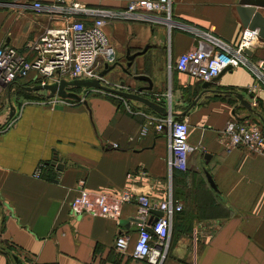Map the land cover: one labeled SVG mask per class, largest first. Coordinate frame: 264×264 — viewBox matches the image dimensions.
<instances>
[{
    "label": "crops",
    "instance_id": "0c3cea01",
    "mask_svg": "<svg viewBox=\"0 0 264 264\" xmlns=\"http://www.w3.org/2000/svg\"><path fill=\"white\" fill-rule=\"evenodd\" d=\"M32 1L0 0V46L22 49L45 26L64 23L61 17L49 19L32 9ZM66 1L110 9L126 2ZM236 4L237 0H170L175 24L115 18L102 26L114 49L113 62L124 66L127 53L143 49L128 66L132 73L151 79V89L141 95L180 112L202 90L195 103L177 116L186 120L187 142L193 146L185 170L168 172L166 128L157 132L150 128L138 135L145 114H162L139 100L72 86L67 90L77 91L81 100L38 103L15 90L26 81L31 85L30 78H18L0 90V123L9 103L14 110L0 130V245L10 241L17 247L15 255L0 252V264L9 256L24 258L25 264H147L131 254L137 231L136 200L133 196L119 200V192H146L157 202L168 192L172 196L173 188L181 210L172 214L160 264H264V156L242 146L227 148L219 133L231 117L253 119L264 129V83L255 81L246 66L237 65L218 73L203 90L201 82L173 66L175 57L189 47L201 43L210 49L192 29L233 43L242 27ZM257 8L264 15V7ZM250 50L249 58L259 61L264 71V41ZM102 76L108 86L123 80L122 88L132 91L146 83L123 72L118 64ZM253 82L256 86L247 90ZM232 91L239 92L252 110ZM53 155L59 167L48 162ZM38 163L44 165L36 176ZM80 179L90 192H104L115 201L118 216L70 212L68 202ZM152 214H158V209H151ZM119 233L128 236L122 252L113 247Z\"/></svg>",
    "mask_w": 264,
    "mask_h": 264
},
{
    "label": "built area",
    "instance_id": "2783aa9c",
    "mask_svg": "<svg viewBox=\"0 0 264 264\" xmlns=\"http://www.w3.org/2000/svg\"><path fill=\"white\" fill-rule=\"evenodd\" d=\"M31 7L45 13L49 19L61 17L64 23L59 26H45L34 38L26 41L22 49L9 44L0 46V90L14 80L25 77L30 78L32 84L56 83L61 79L94 78L106 84L99 68L112 63L115 54L102 27L105 20L139 19L162 22L168 26L178 22L171 15L170 0H126L124 6L117 9L89 7L66 0H34ZM191 31L199 41L208 43L210 49L203 48L199 43L180 52L173 62L176 70L188 73L197 82H203L212 80L222 70L243 65L249 68L255 81L260 79L264 83L261 63L251 60L249 54L244 52V48L251 49L252 45L261 40L255 28L242 26L233 43L205 30ZM28 72H31L30 76H27ZM116 85L111 87L123 89V84ZM255 86L253 82L247 90ZM159 98V95H155L156 100ZM29 100L38 103L71 101L69 97L55 93L49 96L42 94ZM251 103L254 104L255 101L252 100ZM169 111L168 109L162 114H145L138 135H145L150 128L155 132L166 128V161L170 174L172 170H185L187 155L193 146L187 142L186 120L171 115ZM7 122L0 123V130ZM219 133L227 148L242 146L251 153L264 156V129L253 119L227 118ZM43 165L44 163L37 164L34 175H39ZM131 175L130 171L125 174L128 178ZM79 183L77 192L68 202L70 212L118 216L117 203L107 194L92 193L82 186L81 179ZM132 196L136 200L137 231L131 254L147 264H160L167 245L172 214L181 209V202L172 198L170 192L161 200L152 202L146 192H130L126 189L119 192L118 199L127 200ZM153 208L161 213L151 215ZM146 226L150 227V231ZM127 246V234H117L113 240L115 250L122 252Z\"/></svg>",
    "mask_w": 264,
    "mask_h": 264
},
{
    "label": "water",
    "instance_id": "95a60500",
    "mask_svg": "<svg viewBox=\"0 0 264 264\" xmlns=\"http://www.w3.org/2000/svg\"><path fill=\"white\" fill-rule=\"evenodd\" d=\"M257 7H264V0H237V4L235 5V10L237 12V15L239 17L241 26H247L249 28H255L258 35L260 38L264 41V15L261 13V11ZM143 49L127 53L125 55L126 62L125 65L122 66L118 61L113 62L111 65L104 64V68L99 72L101 75L104 74L107 69L113 67L115 64H118L120 66L121 70L125 72L126 74L130 75L134 79H142L145 80V84L139 85L136 87L135 91L132 90H124L120 88H115L108 86L106 84H103L99 82L96 78L94 79H61L59 82H46V83H34L31 85H23V88L28 91H33V90H47L46 95L49 96L53 93L62 96V97H71L75 99H80V95L76 93L73 90H67L68 87L70 86H78V87H95L99 88L105 91H110L113 93H116L120 96L126 97V98H133L136 100H139L143 102L144 104H147L151 106L153 109L161 112V113H166L167 110L164 109L162 106L154 103L151 101L149 98L141 95L140 93L145 91V90H150L152 87V82L151 79L148 75L142 74V73H132L129 69L128 66H130L131 59L134 57V55L142 52ZM244 52L247 54L251 53V50L249 48H244ZM120 64V65H119ZM228 68V67H227ZM223 71V70H222ZM221 72V71H220ZM219 72V73H220ZM218 75V74H217ZM216 75V76H217ZM214 76L213 79L216 77ZM209 81H203L201 82V86L204 89H207ZM119 84H123V80H119ZM202 90L186 105V107L181 110L180 112H172L169 111L171 115L177 117L183 115L196 101V99L199 97L200 93ZM233 93L236 94L238 97L239 101L246 106L248 109L252 110L249 102L242 98L241 94L237 91H232ZM82 102L85 103V100L82 99ZM8 118L12 115L13 113V107L9 103L8 106ZM51 164H55L56 166L59 167V164L57 163V158L55 155L52 156V158L48 161ZM203 172L205 174L206 180L210 187L213 190H216L215 184L213 183L210 174L207 172L206 169H203ZM161 211L158 210V214H160ZM137 221V219H136ZM146 228L150 231V227L146 226ZM14 259H19L16 256H13ZM17 261V260H16ZM18 262V261H17ZM20 263V262H18ZM22 264V263H20Z\"/></svg>",
    "mask_w": 264,
    "mask_h": 264
},
{
    "label": "trees",
    "instance_id": "16d2710c",
    "mask_svg": "<svg viewBox=\"0 0 264 264\" xmlns=\"http://www.w3.org/2000/svg\"><path fill=\"white\" fill-rule=\"evenodd\" d=\"M28 84V82L26 81V82H23V85H27ZM199 83V82H198ZM20 89L21 90H19V91H21L24 95H25V97H28L29 99L30 98H35V97H38V96H40V94L39 93H37V90H35V91H27V90H25L24 88H23V86H20ZM69 99H75V98H71V97H69ZM45 163H47V162H45ZM176 190L173 188V192H172V198H175L176 197V193H178V192H175ZM179 210H181V209H179ZM179 210H177V211H174L173 212V215L175 216V214L176 213H178V211ZM180 212V211H179ZM173 217V216H172ZM1 243V242H0ZM17 251V247H16V245L14 244V243H11L10 241H5V242H3V244H1L0 245V252H4V253H6L7 255L8 254H11V255H15L14 253H13V251ZM10 257V256H9ZM25 257V256H24ZM24 259V258H23ZM22 259V260H23ZM6 264H10L9 263V261H8V259L6 260ZM51 264H54V263H51Z\"/></svg>",
    "mask_w": 264,
    "mask_h": 264
},
{
    "label": "rangeland",
    "instance_id": "374dc122",
    "mask_svg": "<svg viewBox=\"0 0 264 264\" xmlns=\"http://www.w3.org/2000/svg\"><path fill=\"white\" fill-rule=\"evenodd\" d=\"M26 78H28V77H25L24 79H26ZM69 88H73L72 86L71 87H69ZM17 89V91L18 90H21L20 89V87L19 86H15V90ZM41 90H43V89H41ZM28 91V90H27ZM33 91H35V90H33ZM74 91V90H73ZM12 92V91H11ZM42 92H44L43 94H46L47 93V90H45V91H42ZM76 93H78L77 91H75ZM81 97V96H80ZM81 99V98H80ZM13 114H14V110H13V113H12V115L9 117V118H11L12 116H13ZM9 118H8V114L4 117V123L5 122H7L8 120H9ZM168 244V243H167ZM167 246L168 245H166V248H167ZM165 252H166V249H165ZM165 254V253H164ZM5 258V257H4ZM18 262H20V263H22V264H25L24 263V261L23 260H20V259H12V258H10V257H8V261H9V263L10 264H20V263H18ZM5 261H6V259L3 261L4 262V264H5Z\"/></svg>",
    "mask_w": 264,
    "mask_h": 264
}]
</instances>
